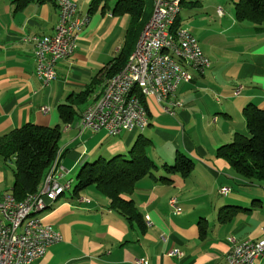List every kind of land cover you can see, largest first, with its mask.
Masks as SVG:
<instances>
[{"label":"crops","instance_id":"1","mask_svg":"<svg viewBox=\"0 0 264 264\" xmlns=\"http://www.w3.org/2000/svg\"><path fill=\"white\" fill-rule=\"evenodd\" d=\"M71 1L89 21L73 55L55 65L54 81L43 87L34 71V47L24 39L53 34L56 6L51 0H30L17 8V0H0V137L26 124L58 127L64 169L59 184L73 181L72 174L94 160L123 156L133 142L134 131L122 132L115 141L105 132H80L79 121L106 85V78L98 81V73L122 50L132 52L144 27L125 44L129 19L112 15L113 1ZM237 1L183 0L174 27L194 35L209 68L178 87L176 99L182 106L174 117L163 114L153 99L154 108L146 101L149 126L139 131L150 143L146 155L160 168L183 154L194 164L191 175H172L169 183L139 181L124 197L143 220L133 224L111 211L108 199L94 186L76 197L73 186L41 214L62 241L31 264H135L140 259L147 264H225L231 240L264 237V184L241 179L215 155L235 136H247L245 107L264 111V26L256 32L249 23H237ZM152 2L144 10L147 22ZM60 106L74 113L68 124L59 118ZM12 170L13 162L0 157V200L11 193ZM154 176L164 174L158 170ZM221 188L228 193L221 194ZM173 250L183 256H169ZM255 264H264V256Z\"/></svg>","mask_w":264,"mask_h":264},{"label":"trees","instance_id":"2","mask_svg":"<svg viewBox=\"0 0 264 264\" xmlns=\"http://www.w3.org/2000/svg\"><path fill=\"white\" fill-rule=\"evenodd\" d=\"M100 1H113V16L128 17L125 44L131 40L134 32L145 26L146 0H95L94 4ZM29 2L30 0H17L15 3L17 8H22ZM182 4L183 0L181 6ZM234 18L237 23L251 24L258 32L264 26V0H238L234 3ZM132 52L128 48L127 51L122 50L98 73V81L102 78L108 80L116 75L125 66ZM133 93L146 110V98L138 90ZM58 109L61 122L68 124L73 118V111L69 106H60ZM242 114L247 136H235L231 143L216 149L215 155L226 162L241 179L264 184V111L247 106ZM60 134L58 127L26 124L0 137V157L4 161L13 162L11 194L17 202L38 191L59 149ZM149 144V141L139 135L127 152V157L114 156L109 160L98 159L83 165L76 176L73 195L76 197L80 191L94 186L108 199L111 211L131 224L143 222L133 202L124 199L135 191L136 184L145 178L169 183L168 178L172 175L187 179L194 168L191 160L178 153L172 164H164L158 168L146 155ZM158 170L164 174L159 179L154 176Z\"/></svg>","mask_w":264,"mask_h":264},{"label":"built area","instance_id":"3","mask_svg":"<svg viewBox=\"0 0 264 264\" xmlns=\"http://www.w3.org/2000/svg\"><path fill=\"white\" fill-rule=\"evenodd\" d=\"M58 12V19L54 26V32L49 36L30 37L24 39L25 42L32 43L34 47L35 75L43 87L49 86L55 79L54 67L61 60L69 59L77 49V42L80 33L88 24L79 14L77 6L71 0H54ZM174 0H159V10L154 19V23L144 35L142 48L137 51L132 67L124 76L114 83L109 92V99L103 104V110L99 115L89 114L83 119V126L80 132L88 131L93 134L105 132L108 136H119L122 132L144 131L145 119L141 116L136 95L128 103L126 113H119V96L124 91V87L132 81H142L145 89L148 90L151 98L150 79L152 76H160V80H165L170 89V95H176V91L181 84L194 82L202 76L209 68L210 61L203 54L197 39L189 30L181 28L179 33L192 48V57H185L178 53L175 46L171 48L180 54L182 59L187 60L192 66H196L195 77H187L177 68V63H169L168 56L164 62L154 64V72L150 77L142 76L143 64L149 62V53L158 50L160 45H165V26L175 10ZM217 15L221 16L220 9ZM154 100L158 109L165 115L174 117L176 112L163 111L158 104L157 98ZM179 108H181V103ZM42 113H46V108H41ZM64 169L59 168L47 179V184L43 187L41 195H36L27 204H19V209H10L7 202V194L0 200V216L3 217V225H0V264H31L35 260L42 258L47 250L62 241L61 234L52 226L43 223L42 218H35L26 229H19V218L24 211H33L37 208H44L45 203L53 202V191H68V181L59 184ZM228 188H221V194L228 193ZM79 202L87 200L79 198ZM171 207L176 213L179 209L175 206V200L170 201ZM147 225H150L146 218ZM6 224H13V236H6ZM245 241L236 242L231 240V247L226 256L225 264H255V261L264 256V243L254 252H242V245ZM169 256L181 258L182 252L173 250ZM135 264H147L146 260H137Z\"/></svg>","mask_w":264,"mask_h":264},{"label":"bare ground","instance_id":"4","mask_svg":"<svg viewBox=\"0 0 264 264\" xmlns=\"http://www.w3.org/2000/svg\"><path fill=\"white\" fill-rule=\"evenodd\" d=\"M54 2V0H52ZM175 10L172 14V17L169 18L168 23L165 26V45H160L158 50H153L149 53V62L143 64L142 76L150 77L154 72V64H160L166 60L168 56L169 63H177V68L181 73L187 75V77H195L196 66H192L187 62V60L182 59L180 54H176V50L178 53H182L185 57H192V48L187 45L185 39L179 36L181 28L174 27L175 20L181 11V2L182 0H174ZM159 10V0H153L152 2V13L150 16V20L141 30V33L137 39L136 45L134 47L133 52L130 54L125 66L113 77L107 80L106 85L97 100L89 106L80 116V118H85L89 114L91 115H99L103 110V104L109 99V92L113 88L114 83H117L119 79H121L124 74L129 71L132 67L133 60L137 55V51L142 48L144 43V35H146V31L154 23V19ZM221 12V11H220ZM84 21H89L88 17L82 15ZM174 45L175 49L171 48V45ZM150 86L153 89L151 90V98H157L158 104H160V108L163 111L175 112L176 109H179V103L176 99V95H170V89L166 85L165 80H160V76H152L150 79ZM135 90H138L140 95L143 98H150V94L147 89H145V85L142 81H132L124 87V91L119 96V113H126L128 109V103L134 99L135 94L133 93ZM137 102L139 105V110L141 116L145 119L144 122V130L149 126V120L146 110L140 104L139 99L137 98ZM83 126V119L79 121V128ZM113 137V136H111ZM57 160L53 163L51 169L49 170L47 176L44 178L42 185L40 186L38 192L35 194L27 195L22 201L17 202L13 195L7 194V202L10 204V209H19V204H27L30 199H32L36 195H41L43 191V187L47 184V179L50 175H53L59 168L57 165ZM73 181H68V191L65 190H55L53 191V202L45 203L44 208H37L33 211H24L22 217L19 218V229H26L27 225H30L35 218H41L40 213L46 210L52 203H54L57 198H59L65 192H69L72 189ZM0 225H3V217L0 216ZM6 236H13V224H6ZM264 243V237L255 241L249 242L245 241L242 245V252H254L259 249V247Z\"/></svg>","mask_w":264,"mask_h":264},{"label":"rangeland","instance_id":"5","mask_svg":"<svg viewBox=\"0 0 264 264\" xmlns=\"http://www.w3.org/2000/svg\"><path fill=\"white\" fill-rule=\"evenodd\" d=\"M52 1V0H51ZM53 2V1H52ZM150 0H147V4H146V9H147V11H149V8H150ZM150 20V19H149ZM148 20V21H149ZM148 23V22H147ZM97 100V99H96ZM95 100V101H96ZM147 102H148V104L151 106V107H153L154 108V105H153V101H152V99H150V98H147V100H146ZM94 104V103H93ZM177 111V109L175 110V112ZM82 115V114H81ZM123 134V133H122ZM121 134V135H122ZM141 133L139 132V131H134V135H135V137H134V140H133V142L130 144V146L128 147V150L123 154V156H126L127 157V152H129V150L133 147V145H134V143H135V141L137 140V138H138V136L140 135ZM110 138H114V137H110ZM116 139H115V141H119V137L117 136V137H115ZM110 143H109V145L110 144H112V142H114L113 141V139H111L110 141H109ZM108 143V142H107ZM107 143H105L104 145H106ZM103 145V146H104ZM100 149V148H99ZM98 149V150H99ZM61 157H62V151L61 150H59L58 149V151H57V153H56V155H55V158H54V160L52 161L53 163H55V161H56V159H58L57 160V165H61V163H60V161H61ZM106 159H110V157H108V158H106ZM96 160H94V161H92V163L93 162H95ZM53 163H52V165H53ZM52 165H51V167H52ZM51 167H50V169H51ZM62 167V166H61ZM63 168V167H62ZM49 169V170H50ZM78 172H79V170H77L74 174H72V177H73V185H72V187L75 185V182H76V175L78 174ZM43 183V182H42ZM42 185V184H41ZM40 185V186H41ZM40 188V187H39ZM39 188H38V190H39ZM71 191V190H70ZM69 191V192H70ZM72 191H73V189H72ZM38 192V191H37ZM53 204L54 203H52L47 209H49L50 207H52L53 206ZM46 209V210H47ZM45 211V210H44ZM44 211H42L41 213H40V217H41V214H43L44 213ZM44 223V222H43ZM46 224V223H45Z\"/></svg>","mask_w":264,"mask_h":264}]
</instances>
